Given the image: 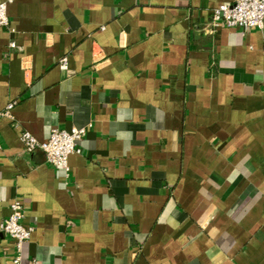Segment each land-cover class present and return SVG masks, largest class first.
<instances>
[{
	"label": "crops",
	"instance_id": "obj_1",
	"mask_svg": "<svg viewBox=\"0 0 264 264\" xmlns=\"http://www.w3.org/2000/svg\"><path fill=\"white\" fill-rule=\"evenodd\" d=\"M0 1V224L21 200L22 264H264V22L213 25L232 0ZM74 127L69 171L20 138Z\"/></svg>",
	"mask_w": 264,
	"mask_h": 264
},
{
	"label": "built area",
	"instance_id": "obj_2",
	"mask_svg": "<svg viewBox=\"0 0 264 264\" xmlns=\"http://www.w3.org/2000/svg\"><path fill=\"white\" fill-rule=\"evenodd\" d=\"M212 23L215 26L227 25L239 27L248 31L255 26H262L264 22V0H232L211 9ZM0 27L12 31L8 15L7 2L0 1ZM10 48L16 47L15 40L9 42ZM61 66H67V59L64 57L60 62ZM16 101H11L0 110V120L4 117L13 118L12 110ZM86 127H74L72 130L53 128L46 141H40L30 131L24 130L21 133V141L27 152L42 150L45 161L55 167L69 171V156L73 153H80V141L86 134ZM2 143L0 141V150ZM24 203L15 199L11 203V212L0 224V232L6 234L14 241V255L12 264H22L23 245L31 238L33 226L24 223Z\"/></svg>",
	"mask_w": 264,
	"mask_h": 264
}]
</instances>
